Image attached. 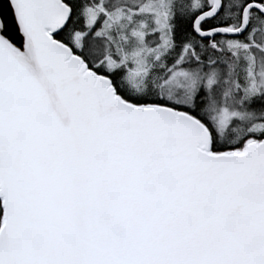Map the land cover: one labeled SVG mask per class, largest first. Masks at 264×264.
Segmentation results:
<instances>
[{"label": "snow or ice", "instance_id": "obj_1", "mask_svg": "<svg viewBox=\"0 0 264 264\" xmlns=\"http://www.w3.org/2000/svg\"><path fill=\"white\" fill-rule=\"evenodd\" d=\"M0 264H264V0H0Z\"/></svg>", "mask_w": 264, "mask_h": 264}]
</instances>
